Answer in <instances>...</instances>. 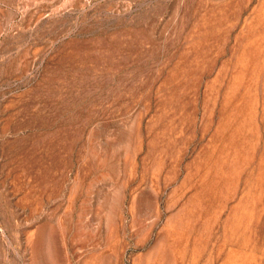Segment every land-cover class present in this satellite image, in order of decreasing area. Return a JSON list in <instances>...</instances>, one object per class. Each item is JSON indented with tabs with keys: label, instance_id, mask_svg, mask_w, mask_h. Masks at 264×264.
Listing matches in <instances>:
<instances>
[{
	"label": "rangeland",
	"instance_id": "1",
	"mask_svg": "<svg viewBox=\"0 0 264 264\" xmlns=\"http://www.w3.org/2000/svg\"><path fill=\"white\" fill-rule=\"evenodd\" d=\"M0 264H264V0H0Z\"/></svg>",
	"mask_w": 264,
	"mask_h": 264
}]
</instances>
